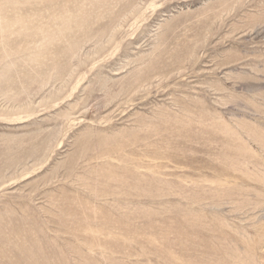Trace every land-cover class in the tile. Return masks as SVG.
<instances>
[{"label":"rangeland","instance_id":"1","mask_svg":"<svg viewBox=\"0 0 264 264\" xmlns=\"http://www.w3.org/2000/svg\"><path fill=\"white\" fill-rule=\"evenodd\" d=\"M0 264H264V0H0Z\"/></svg>","mask_w":264,"mask_h":264}]
</instances>
